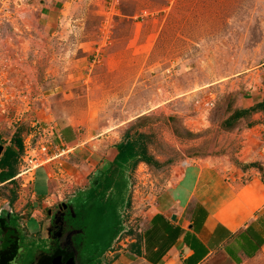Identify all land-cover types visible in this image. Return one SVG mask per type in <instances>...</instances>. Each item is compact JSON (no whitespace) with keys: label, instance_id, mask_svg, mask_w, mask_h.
Instances as JSON below:
<instances>
[{"label":"rangeland","instance_id":"1","mask_svg":"<svg viewBox=\"0 0 264 264\" xmlns=\"http://www.w3.org/2000/svg\"><path fill=\"white\" fill-rule=\"evenodd\" d=\"M262 88L264 0H0L2 150L18 129L27 150L29 136L45 129L49 150L66 151L46 164L60 184L53 200L66 198L73 187L65 186L84 184L95 158L96 168L126 139L137 140L163 163L152 167L139 161L126 171L129 204L118 215L119 224L123 214L130 228L113 240V249L122 242L127 246L130 237L137 240L136 215L150 213V205H138L150 203L167 184L163 176L171 164L220 158L218 164L236 165L237 156L251 164L253 156L255 167L264 169V143L259 153L235 155L242 148L240 135H246L241 129L253 121L237 131L220 127L233 94L240 99ZM210 100L216 101L212 108L206 106ZM66 124L74 125L81 140L74 154L68 150L77 143L71 140L75 134L60 129ZM30 178L28 173L0 186V219L16 214L19 227L27 229V245L39 231L31 217L42 227L46 209L57 203L32 197L33 188L40 198L46 191L41 169L34 187ZM93 205L88 201L90 215L104 207ZM106 217L92 223L106 226ZM40 231L44 236L43 227ZM111 232L109 227V238ZM89 236L105 238L98 231ZM248 264H264V252Z\"/></svg>","mask_w":264,"mask_h":264},{"label":"crops","instance_id":"2","mask_svg":"<svg viewBox=\"0 0 264 264\" xmlns=\"http://www.w3.org/2000/svg\"><path fill=\"white\" fill-rule=\"evenodd\" d=\"M44 28L49 29L50 24L46 23ZM245 94L238 100L242 108H248L264 99V88L261 92ZM262 116L260 112L253 114V123L241 129V133L248 136L240 135L242 148L239 153H235L236 156L242 152L255 153L263 149ZM64 127L65 135H77L74 125H62L60 129ZM56 137L59 138L58 135ZM76 138L71 137L73 143L77 142L68 150L71 154L81 145L79 136ZM113 149L108 152L112 156L104 154L101 165L96 168L99 157L95 158L92 168L84 176V184L73 182L72 186L88 187L86 181L89 182V179L91 184H96L92 179L96 180V175L107 169V162L116 154L115 147ZM236 158V165L224 160L218 164L216 160L220 158H196L171 164L165 177L162 174L167 184L153 197L143 232L137 240L129 241L126 247L113 249V243L110 244L102 257L103 264H248L260 256L264 252V169L255 167L253 156L249 159L253 162L251 164H247V159ZM44 165L40 169L44 175L46 191L40 198L33 188L32 197L46 203L50 200L55 202L57 199L53 200L52 196L60 184L57 183L58 178L52 177L47 165ZM36 171L30 181L32 187ZM31 218L39 228L35 233L37 238L31 240L39 246L35 258L41 255L44 248L39 237L42 234L41 224L35 215ZM22 226L18 227L25 241L27 229ZM134 243H137L136 246H131Z\"/></svg>","mask_w":264,"mask_h":264},{"label":"trees","instance_id":"3","mask_svg":"<svg viewBox=\"0 0 264 264\" xmlns=\"http://www.w3.org/2000/svg\"><path fill=\"white\" fill-rule=\"evenodd\" d=\"M245 95L246 94H244L243 96ZM239 97V94H233L232 102L226 105V117L221 120V129L226 131L237 130L243 125H246L245 121L251 122L253 114L257 112L264 114V99L255 102V104L248 108H242L236 105V101L239 99ZM20 130L21 129H18L13 134L10 140V145L6 146L0 153V183L2 184L6 182H12L19 172L18 161L20 155L23 152V143L20 137ZM115 149L116 154L113 156L111 161L107 162V169L99 172L96 175V184H92L86 191L87 196L85 197V199L79 194L75 197L74 202L78 212L85 211L87 208L91 207L87 206L88 201H91L92 209L95 207L93 204L96 203H99V209L102 204L104 205V207H110V211L108 212L105 211L103 207V209L101 210L92 212L91 216L93 218H98V216L102 214H107V217L105 219L110 220L108 222V225H110L113 221L117 226L118 222L121 219V214L118 215L119 209L122 210L124 206L129 204L128 202H126L124 196L127 192L128 182L126 171L139 161L144 162L145 164L152 167H163V163L159 162L155 157L148 155L146 147H144L137 140L126 139L116 144ZM39 169L40 168H38L37 171ZM44 180L45 179H43V184ZM106 194H108L110 199L114 200H112L110 204L103 201V198ZM113 195H116L117 198L115 199ZM18 221V216L13 213L8 216L4 215L0 219V264H15L18 261L20 253H22L23 251H27V254L25 255V262L33 260L34 256L36 255L35 251L39 246H36L34 242L29 243V245H27V243L24 244V238L22 236L21 230L18 227ZM121 228L122 226H118L116 230H113V234L115 235ZM104 230L108 232L107 229ZM107 236V233H105V238ZM97 239L103 238L98 237ZM111 240L112 236L110 237V241ZM136 244L137 243H134L131 246H136ZM109 246L110 243H106L104 244V246L100 247L99 254L104 250H107ZM94 248H97V246H86L82 249L83 252H86L90 255ZM87 261L90 262L89 264H95L97 262L95 261V258L88 259Z\"/></svg>","mask_w":264,"mask_h":264},{"label":"flooded vegetation","instance_id":"4","mask_svg":"<svg viewBox=\"0 0 264 264\" xmlns=\"http://www.w3.org/2000/svg\"><path fill=\"white\" fill-rule=\"evenodd\" d=\"M92 184L90 183L88 187L72 186L70 190H66L65 193L68 195L65 199L61 200L60 197L57 198V203L54 209H46V220H44L42 227L45 231L44 236H39L42 239V252L38 257H35L29 262H24L22 259L25 258L24 252L20 253L18 261L15 264H89L88 259L95 258L97 261L95 264H102V257L107 253V250L100 252V247L104 246L106 243L112 244L116 237L113 234V230H116L119 222L116 226L115 222H111L110 225L99 226L98 223H92L94 219L87 211L78 212L75 206V197L79 194L85 199L86 191L90 188ZM68 191V192H67ZM61 200L60 202H58ZM104 202L111 203L112 199L106 194L103 198ZM54 202V201H53ZM52 202V203H53ZM49 204V203H48ZM90 222V223H88ZM41 227V229H42ZM101 231L99 228H101ZM111 228L112 240L110 241L109 235L104 243V239H97L100 236L88 237L93 232H99L101 234L107 233L106 230ZM105 232V233H104ZM100 234V235H101ZM110 236V237H111ZM127 241V239H124ZM122 247H126V244L121 243ZM86 246H97L92 250L91 254L83 252V247ZM41 251V249H39Z\"/></svg>","mask_w":264,"mask_h":264},{"label":"built area","instance_id":"5","mask_svg":"<svg viewBox=\"0 0 264 264\" xmlns=\"http://www.w3.org/2000/svg\"><path fill=\"white\" fill-rule=\"evenodd\" d=\"M214 102L211 100L207 101L206 106L208 108H211L214 105ZM46 137H47V135H46L45 129H42V131L40 133L38 132L36 134V136L33 135L31 137V139L29 136V138H28L29 141H28V146H27L28 150L25 149V146H24V149H23L24 155L22 157H20V160L18 161L20 163V170H19L16 177H22L23 175H27L29 173V175H31V178H32L34 176L36 169L43 166L45 163H48V162L54 160L55 158H57L58 156L62 155L64 152H66L63 149L61 151H57V152L54 151V153L51 152L49 150V146L47 145L48 140L45 139ZM41 156H42V158H41ZM39 157H40V159L38 160ZM41 159H42V161L40 162ZM31 178H30V180H31ZM1 185H2V183H0V186ZM65 187H67V186H65ZM69 187H72V183L70 184ZM63 190H65V189H63ZM144 201H145L144 203H142L143 201L139 203L138 208H141V204L143 207H145L146 205L151 206V204L153 203V199L150 203L148 202V199H146ZM148 209H150V207ZM126 213H128V210L125 211V214ZM121 217H122V222H121L122 230L119 232L117 238H120L122 233L126 234V232L129 231V228H130V227H128L126 221H123V219H124L123 214ZM136 217L138 218L137 223H136V225H137L136 231H137V234L139 236L143 232V230L145 229L146 220H147L148 216L144 218L143 215L142 216L136 215ZM126 239H128L127 236H126ZM129 239H130L129 241L135 240L134 237H132V238L130 237Z\"/></svg>","mask_w":264,"mask_h":264},{"label":"clouds","instance_id":"6","mask_svg":"<svg viewBox=\"0 0 264 264\" xmlns=\"http://www.w3.org/2000/svg\"><path fill=\"white\" fill-rule=\"evenodd\" d=\"M120 230H121V229H120ZM120 230H119V232H120ZM119 232L116 233V238H115V240L119 239V238H117ZM112 246H113V245H112ZM113 247H114V246H113Z\"/></svg>","mask_w":264,"mask_h":264},{"label":"water","instance_id":"7","mask_svg":"<svg viewBox=\"0 0 264 264\" xmlns=\"http://www.w3.org/2000/svg\"><path fill=\"white\" fill-rule=\"evenodd\" d=\"M1 151H2V146H0V153H1Z\"/></svg>","mask_w":264,"mask_h":264}]
</instances>
